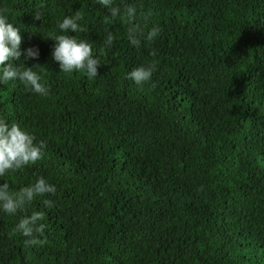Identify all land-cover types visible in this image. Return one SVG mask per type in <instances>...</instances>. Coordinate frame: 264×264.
Returning <instances> with one entry per match:
<instances>
[{"label":"trees","instance_id":"obj_1","mask_svg":"<svg viewBox=\"0 0 264 264\" xmlns=\"http://www.w3.org/2000/svg\"><path fill=\"white\" fill-rule=\"evenodd\" d=\"M124 2L144 31L159 24L153 42L132 46L128 23L96 0H0L21 49L39 48L26 66H43L50 93L0 85V117L46 142L43 159L0 183L57 187L50 211L37 199L0 213V264H264V0ZM78 10L86 30L69 34L94 41L95 79L51 56L48 36ZM152 62L150 82L127 78ZM33 211L45 212L43 246L13 234Z\"/></svg>","mask_w":264,"mask_h":264},{"label":"clouds","instance_id":"obj_2","mask_svg":"<svg viewBox=\"0 0 264 264\" xmlns=\"http://www.w3.org/2000/svg\"><path fill=\"white\" fill-rule=\"evenodd\" d=\"M96 2L110 13L108 19L121 18L128 23L127 36L132 46L138 48L142 44L153 42L159 36L161 32L159 24H152L147 31H144L141 25L134 23L140 14L135 3L124 2L118 5L116 0H96ZM33 15L36 20H42L40 11L33 12ZM151 15L150 11L144 13L146 20ZM83 19V13L78 10L64 15L57 21L56 28L59 31L48 36L55 42L51 56L58 63L60 72L67 75L78 72L95 79L98 66L102 63L99 56L94 55V41L69 34L85 32ZM21 31L6 12L0 11V85L18 83L25 91L47 97L50 94L49 89L39 71L43 66L38 64L26 66V61L39 59L40 50L35 46L22 50ZM113 41L114 35L108 31L104 44L110 47ZM22 55L23 59H21ZM156 71L157 66L152 62L133 67L126 75L134 84L142 85L150 82ZM45 149L46 142L37 140L33 132L15 121L8 122L6 118L0 117V178L38 163L43 159ZM56 192V185L43 176L16 190H12L7 181H3L0 183V213L17 216L37 199H42L43 207L50 211L55 206V202L50 197ZM44 216V211H33L31 214L20 216L14 225L13 234L18 233L23 236L25 238L23 243L26 246H43L46 243L43 238L46 228L43 223Z\"/></svg>","mask_w":264,"mask_h":264}]
</instances>
